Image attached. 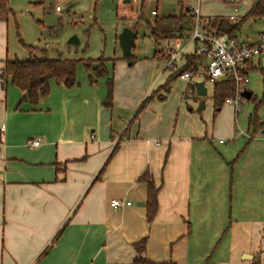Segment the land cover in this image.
<instances>
[{
  "label": "crops",
  "instance_id": "crops-1",
  "mask_svg": "<svg viewBox=\"0 0 264 264\" xmlns=\"http://www.w3.org/2000/svg\"><path fill=\"white\" fill-rule=\"evenodd\" d=\"M24 1L43 5L50 0ZM59 1L69 12L77 0H53ZM198 1L202 18L238 17L232 37L240 43H256L264 32L250 42L238 39L248 20L264 22V17L242 20L260 0H207L203 13ZM179 2L187 16L194 0L188 6ZM143 3L140 14L131 8L134 18L123 15V28L134 30L136 37ZM56 7L55 13H61ZM5 27L0 22V71L10 61ZM190 28L184 31L187 37L175 35L165 42L175 50L180 41L178 69L188 56L201 55L199 44L189 41ZM42 50L45 54L37 52L51 59ZM156 50L142 63L147 69L141 75L129 69L123 56L115 64L104 59L103 78L78 64L71 88L52 80L47 96L35 105L21 102L25 92L0 79V264H134L132 245L142 239L144 257L156 263L264 264V113L255 125L260 132L241 137L239 110L222 104L216 112L210 98L206 112L194 113L190 99L204 98L195 93L197 82L177 77L173 80L186 83L185 91L169 109L171 89L164 86L174 72ZM205 65L202 58L198 67ZM247 67L249 78L257 71L262 76V96L264 53ZM110 78L112 106L107 108ZM197 78L213 92L214 84ZM250 83L246 91L253 98ZM220 136L226 144L215 141ZM37 139L40 144L30 147ZM146 172L159 188L151 223L146 221L147 186L139 180ZM114 200L130 205L113 209Z\"/></svg>",
  "mask_w": 264,
  "mask_h": 264
},
{
  "label": "rangeland",
  "instance_id": "rangeland-1",
  "mask_svg": "<svg viewBox=\"0 0 264 264\" xmlns=\"http://www.w3.org/2000/svg\"><path fill=\"white\" fill-rule=\"evenodd\" d=\"M11 1L9 7L12 14L9 15L7 22H4L6 27L3 30L6 43L5 51H8L10 61L15 59L23 61L31 57L41 59L43 58L41 53L37 52L35 48L41 50L46 48L51 60H91L101 57L106 60H112L114 64L124 60L117 42L118 35L125 26L126 20L123 19V15L134 18L135 13L131 11V8L137 7L136 13L140 14L139 10L144 2L142 9L143 20L140 21L137 27V37L132 48V56L138 63L129 68L136 75H141L147 69L145 66L143 67L142 63L144 60L153 57L156 48L158 56L166 57V59L169 57L167 50L161 47L162 44L157 47L149 35L145 22L148 18H155L150 15V11L156 10L159 17L172 14L179 15L180 7L177 1L185 3V6H188V2H190V0H130L129 3H123L124 0H77L75 5L67 12L69 6L63 1L55 3L50 0L44 2L43 5L34 2L27 3L24 0ZM206 1L201 0L202 13L205 10L204 2ZM56 6L62 9L61 13H55ZM208 20L209 22L211 21L210 18ZM0 22L3 23V21ZM263 23V21L254 23L248 20L242 25L238 33V39L240 41L247 40L248 42L256 39L257 32L264 30ZM73 36L79 40V45H71L68 42ZM260 37L261 35H259L256 42L260 40ZM23 45L30 46L33 50L29 52ZM159 62L165 64L162 60H159ZM258 73V71L252 72L249 78L251 80L249 89H251L256 98L253 97L251 100L243 98L238 109L240 111L238 122L243 132L241 137L251 136L254 131L260 132L259 127L256 128L252 121L249 124L250 120H255L258 126L260 124V114L263 115L264 113V102H262L261 96L262 76ZM199 80L200 78H194L195 83H198ZM185 84L178 80H173L168 85L171 89L169 97L172 99L168 106L169 109L178 105L181 93L185 91ZM207 91V96L201 100L205 106L203 110H199L200 101L190 99L189 108H192L194 113L206 112L209 105H211L209 99L212 95V88L210 84H207ZM249 126L250 129H248ZM219 139H222L223 144L227 143V139L222 136L216 137L215 141L217 142Z\"/></svg>",
  "mask_w": 264,
  "mask_h": 264
},
{
  "label": "trees",
  "instance_id": "trees-1",
  "mask_svg": "<svg viewBox=\"0 0 264 264\" xmlns=\"http://www.w3.org/2000/svg\"><path fill=\"white\" fill-rule=\"evenodd\" d=\"M179 4L182 5V2H179ZM10 14H12V11L9 7V0H0V21L7 22ZM253 17H264V0H260V3L256 5V8L251 10L249 14L246 15L242 20H244L245 18ZM210 22L212 28H214L218 34H224L228 37L233 36V33L239 24H231L227 19H224L222 17H215ZM146 25L149 30V35L158 47L163 42L172 40L175 35H179L180 37H187V35H184V31L189 32L191 30L190 27L193 26V21L188 16H186L183 11H181L179 15L165 17L155 16L153 21L146 22ZM23 47L26 48L29 52L33 50V48L30 46L23 45ZM35 50L45 54L44 50H38L37 48H35ZM202 58H204L203 55L188 56L185 66L173 73L164 88L167 89L169 83L176 77L178 78L180 73L187 71L195 72L198 68L199 61H201ZM133 59L134 57L132 56L130 59L126 60ZM105 62L106 60L102 58L94 60H51L46 57L41 59L31 57L28 60L23 61L15 59L13 61L5 62L4 67L0 71V79H2L4 83H10L11 86H14L20 91L25 92V97L22 98L21 102L27 100L30 104L35 105L37 104L39 98L47 96L50 89L49 85L52 80H54L58 84H64L66 88H71L74 85L75 70L78 64H82L86 71H91L92 75L95 77H106L107 70L105 67ZM89 79L90 82H92L93 77L89 75ZM192 88L193 87H190V91L192 90ZM233 90V84L229 81L214 83L211 98L213 100V105L216 112L221 108L222 104H224L225 99L233 94ZM112 94L113 80L112 78H110L107 80V96L103 103L107 108H110L112 106ZM150 98L151 97L145 99L140 104L137 109V113H139L145 107V104ZM250 99H252L251 96ZM262 102H264V79ZM251 121L252 123L257 125L255 120ZM139 180L146 183L147 186V195L145 201L146 221L147 223H151L157 214V195L159 192V188L155 186L151 175L147 172L141 175ZM132 248L137 254V256L133 260L134 264H175L172 261L156 263L144 257L146 251V239H142L139 242L134 243L132 245ZM47 251L48 248H46L42 252L41 256L45 255Z\"/></svg>",
  "mask_w": 264,
  "mask_h": 264
},
{
  "label": "built area",
  "instance_id": "built-area-1",
  "mask_svg": "<svg viewBox=\"0 0 264 264\" xmlns=\"http://www.w3.org/2000/svg\"><path fill=\"white\" fill-rule=\"evenodd\" d=\"M56 11H59V7H56ZM152 15H155V12H152ZM187 16L193 21L189 41L199 44L198 52L204 56L206 65L198 67L195 72L180 73L178 79L192 82L195 77H203L211 84L218 81H229L233 84L234 90L233 94L225 99L224 104L231 105L235 111H238L243 100L242 93L250 82L247 71L248 63L264 53V33L261 34L260 40L253 44L240 43L234 37L218 34L212 28L211 22L201 17L198 0L189 9ZM229 21L231 24L240 22L239 18L235 16H230ZM175 46L176 49L173 50L166 43L161 45L169 55L165 64L166 69L173 72L178 70L175 61L178 48H180V41H176ZM39 144L38 139L29 142L30 147H37ZM127 205L130 203L120 200H114L110 203V207L113 209H120Z\"/></svg>",
  "mask_w": 264,
  "mask_h": 264
},
{
  "label": "water",
  "instance_id": "water-1",
  "mask_svg": "<svg viewBox=\"0 0 264 264\" xmlns=\"http://www.w3.org/2000/svg\"><path fill=\"white\" fill-rule=\"evenodd\" d=\"M136 38V33L135 31H133L132 29L129 28H124L122 30V32L118 35V46L122 52V56L126 59H130L132 57V47L134 44ZM71 45H79V40L73 36L69 39L68 41ZM134 62L133 61H129L128 65H133ZM206 87H205V82H199L195 85V93L198 97H205L207 94L206 91ZM250 92L248 91H244L242 93V97L246 100L250 99ZM204 107V103L203 101L200 102V106L199 109H202Z\"/></svg>",
  "mask_w": 264,
  "mask_h": 264
}]
</instances>
